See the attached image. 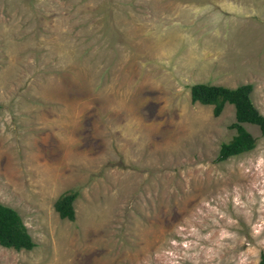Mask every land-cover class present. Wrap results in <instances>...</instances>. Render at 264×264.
Segmentation results:
<instances>
[{"label": "rangeland", "instance_id": "rangeland-1", "mask_svg": "<svg viewBox=\"0 0 264 264\" xmlns=\"http://www.w3.org/2000/svg\"><path fill=\"white\" fill-rule=\"evenodd\" d=\"M196 83L264 116V0H0V203L35 243L0 264H260L264 136L216 162L234 106Z\"/></svg>", "mask_w": 264, "mask_h": 264}, {"label": "trees", "instance_id": "trees-1", "mask_svg": "<svg viewBox=\"0 0 264 264\" xmlns=\"http://www.w3.org/2000/svg\"><path fill=\"white\" fill-rule=\"evenodd\" d=\"M189 89L192 102L213 105L214 116L221 113L226 103L234 106L235 121L230 124V128L235 129L236 134L229 141L220 144L215 157L216 162H223L231 156L254 149L256 140L246 130L243 123L257 125L264 136V116L253 105L250 97L252 84L246 83L230 88L222 85L196 83L191 85ZM76 197V191H68L58 197L54 207L60 218L74 219L73 202ZM0 245L15 250H31L35 246L18 212L1 203ZM260 264H264V255L261 256Z\"/></svg>", "mask_w": 264, "mask_h": 264}]
</instances>
